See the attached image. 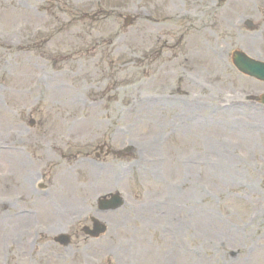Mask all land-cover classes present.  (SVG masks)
Segmentation results:
<instances>
[{
	"label": "rangeland",
	"instance_id": "374dc122",
	"mask_svg": "<svg viewBox=\"0 0 264 264\" xmlns=\"http://www.w3.org/2000/svg\"><path fill=\"white\" fill-rule=\"evenodd\" d=\"M234 50L264 61V0H0V264H264V84Z\"/></svg>",
	"mask_w": 264,
	"mask_h": 264
},
{
	"label": "bare ground",
	"instance_id": "6f19581e",
	"mask_svg": "<svg viewBox=\"0 0 264 264\" xmlns=\"http://www.w3.org/2000/svg\"><path fill=\"white\" fill-rule=\"evenodd\" d=\"M181 111H184L185 108L184 107H180ZM23 219H26V218H23ZM24 221V220H23ZM25 222V221H24Z\"/></svg>",
	"mask_w": 264,
	"mask_h": 264
}]
</instances>
